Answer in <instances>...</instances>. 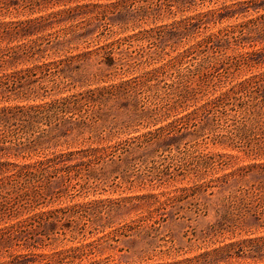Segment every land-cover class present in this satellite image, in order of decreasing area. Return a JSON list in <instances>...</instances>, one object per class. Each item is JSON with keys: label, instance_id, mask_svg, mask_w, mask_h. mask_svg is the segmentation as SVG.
Returning <instances> with one entry per match:
<instances>
[{"label": "rangeland", "instance_id": "obj_1", "mask_svg": "<svg viewBox=\"0 0 264 264\" xmlns=\"http://www.w3.org/2000/svg\"><path fill=\"white\" fill-rule=\"evenodd\" d=\"M69 7L75 4L4 21H26ZM173 9L175 13L158 20L138 22L128 11L110 17L106 26L82 31L86 37L72 45L78 49L56 53L46 62L92 54L85 61L54 64L51 72L59 74L55 81L39 70L32 73L36 77L8 81L10 89L34 88L39 97L2 102L0 108L90 95L127 81L137 86V99L106 97L90 106L110 144L119 145L114 155L92 167L73 168L63 182L53 179L46 185L48 198L58 192L60 197L18 219L74 207L87 211L80 225L67 231L65 241L48 244L38 254L86 248L91 250L83 264H264V250H251V244H234L232 257L214 259L216 251L231 243L264 237V213L242 215L245 210L230 204L251 185L264 184L259 168L264 156L254 155L264 146V0H182ZM183 20L192 24L174 28ZM51 23L52 28L38 35L43 40H53L66 25ZM157 28L163 29L161 37L144 36ZM108 44L114 48L113 67L106 65V51L100 49ZM146 77L152 80L144 81ZM249 79L261 83L210 108V101ZM52 82L65 83L55 89ZM66 129L44 138L37 149H75L91 136L71 125ZM7 260L0 256V264Z\"/></svg>", "mask_w": 264, "mask_h": 264}, {"label": "trees", "instance_id": "obj_2", "mask_svg": "<svg viewBox=\"0 0 264 264\" xmlns=\"http://www.w3.org/2000/svg\"><path fill=\"white\" fill-rule=\"evenodd\" d=\"M86 1L88 0H0V103L29 100L32 96L39 97L40 92L34 88L30 91H21L17 90V85L14 89H10L8 82L10 79H22V76L36 77L37 73H32L39 70L41 73L48 72L45 75L55 81L59 78V74L56 71L51 72L54 64L66 66L73 60L85 61V58L93 51L68 56L60 61L46 62L48 57L56 53L78 49V46L73 47L72 45L86 37L85 33H81L82 31L87 32L93 25L106 26L109 24L107 21L110 17L128 11L134 15L133 22L150 18L158 20L162 14L175 13L173 9L175 3L182 0H141L142 4L139 5L132 0H119L105 5L99 2L86 3ZM72 4H75V7H69L67 10L48 16L18 22L4 21L8 17L32 16L58 6L68 7ZM52 20L59 24L66 22V25L55 33L53 40H43L45 37L38 35L50 29L48 27H53ZM190 20H183L174 28L187 29L192 24ZM162 30V28L151 29L146 31L144 36L146 38L155 35L161 37ZM33 36H38V39L23 43ZM222 40L219 38L218 42ZM15 42H20V44L11 46ZM52 43H56L51 48L56 52L51 55L49 51ZM209 48L211 46L206 45L205 49ZM100 49L106 51V65L113 67L116 60L113 44ZM27 63L32 64L33 68H22ZM46 76L44 79H47ZM146 78L143 80H152ZM253 80L242 82L239 89L232 88L210 101V108H218L219 105L237 98L243 90L255 88L261 83ZM52 83L56 89L61 88L65 82ZM136 87L127 81L119 86L103 88L98 93L91 92L90 95H70L45 104H15L0 108V253L2 254L0 256H8V260L1 264H83L88 258V252L91 249L86 248L69 249L49 255L38 254L48 244H54L58 240L65 241L67 231L77 228L80 225L78 220L87 217L86 210L81 208L79 210L76 207L57 209L49 213L29 216L26 220L18 219L30 214L40 205L48 203L57 195L60 197L58 192L48 198L46 185H51L53 179L58 178L63 182L65 178L71 177L73 168L92 167L93 164L101 163L110 155H114L119 145L110 144L111 140L105 137V130L97 125L96 111L94 113L90 106L91 108L96 107V103L106 97L137 99ZM86 107L89 111L85 109ZM67 125L81 130V134L86 130L89 131L91 136L80 142L83 147L50 153L37 149L44 138L53 136L57 131H64V129L68 131ZM17 131L21 134L16 133ZM242 135L241 133L240 136ZM254 155L263 157L264 146L256 149ZM259 168L264 174V164ZM44 183H46L45 186H38ZM26 196L29 198H25ZM139 199L145 200L146 197H139ZM230 204L245 210L242 215L247 213L262 215L264 213V184L251 185L241 197H232ZM102 218L103 216H100V219ZM259 219L262 217L260 216ZM60 236L64 237L60 239ZM234 244H251V250H264V237L249 239L242 243H231L216 251L214 259H217L219 255L232 257V250L236 249Z\"/></svg>", "mask_w": 264, "mask_h": 264}]
</instances>
